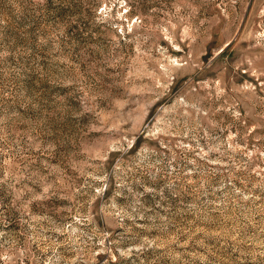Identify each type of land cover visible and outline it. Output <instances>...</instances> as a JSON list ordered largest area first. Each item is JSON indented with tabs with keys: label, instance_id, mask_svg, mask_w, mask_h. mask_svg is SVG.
<instances>
[{
	"label": "rangeland",
	"instance_id": "1",
	"mask_svg": "<svg viewBox=\"0 0 264 264\" xmlns=\"http://www.w3.org/2000/svg\"><path fill=\"white\" fill-rule=\"evenodd\" d=\"M0 264H264V0H0Z\"/></svg>",
	"mask_w": 264,
	"mask_h": 264
}]
</instances>
